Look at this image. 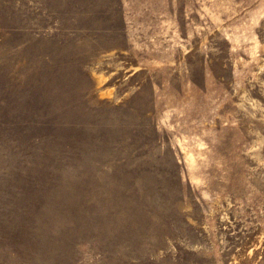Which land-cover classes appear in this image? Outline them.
<instances>
[{
	"label": "rangeland",
	"instance_id": "obj_1",
	"mask_svg": "<svg viewBox=\"0 0 264 264\" xmlns=\"http://www.w3.org/2000/svg\"><path fill=\"white\" fill-rule=\"evenodd\" d=\"M0 264H264V0H0Z\"/></svg>",
	"mask_w": 264,
	"mask_h": 264
},
{
	"label": "trees",
	"instance_id": "obj_2",
	"mask_svg": "<svg viewBox=\"0 0 264 264\" xmlns=\"http://www.w3.org/2000/svg\"><path fill=\"white\" fill-rule=\"evenodd\" d=\"M15 140H17V139H15ZM24 144H26V143H24Z\"/></svg>",
	"mask_w": 264,
	"mask_h": 264
}]
</instances>
